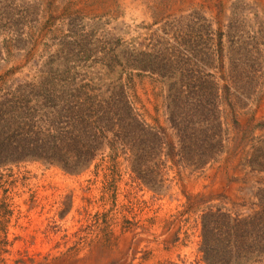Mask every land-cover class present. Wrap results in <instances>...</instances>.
Returning <instances> with one entry per match:
<instances>
[{
  "label": "rangeland",
  "instance_id": "obj_1",
  "mask_svg": "<svg viewBox=\"0 0 264 264\" xmlns=\"http://www.w3.org/2000/svg\"><path fill=\"white\" fill-rule=\"evenodd\" d=\"M0 264H264V0H0Z\"/></svg>",
  "mask_w": 264,
  "mask_h": 264
}]
</instances>
